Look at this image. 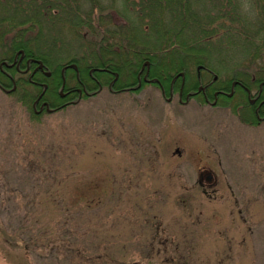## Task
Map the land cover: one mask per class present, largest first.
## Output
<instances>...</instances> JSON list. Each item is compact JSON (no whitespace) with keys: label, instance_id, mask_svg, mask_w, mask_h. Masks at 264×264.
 I'll return each mask as SVG.
<instances>
[{"label":"rangeland","instance_id":"374dc122","mask_svg":"<svg viewBox=\"0 0 264 264\" xmlns=\"http://www.w3.org/2000/svg\"><path fill=\"white\" fill-rule=\"evenodd\" d=\"M235 3L245 30L260 37L259 9L250 0ZM186 9L223 18L211 0H188ZM110 16L113 24L123 22L115 11ZM224 19L230 28H218L221 39H210L213 50L198 46L181 61L167 57L174 47L169 40L163 44L166 55L158 57L154 48L152 58L143 55L130 67L110 54L103 57L113 68L84 66L74 50L86 34L66 29L31 42L33 56L20 47L0 58L3 85L10 89L0 88V264H264V57L249 49L252 61L235 37L228 41L231 34L224 31L243 28ZM179 36L192 42L187 30ZM121 44L126 45L122 38ZM26 59L32 68L22 73L15 67L24 70ZM189 61L203 64L200 75L210 70L227 79L223 90L231 95L233 89V95L218 98L231 109L194 100L181 105L177 95L169 101L145 81L115 94L107 87L136 86L138 76L152 73L175 77L178 86L187 77L184 91L190 92L200 76L196 65L189 75ZM44 67L52 73L49 79ZM244 70L259 82L251 83ZM82 84L88 92L103 88L63 105L67 98L60 95ZM204 167L215 171L216 185H200ZM38 172H72L57 187L58 201L46 205L48 190L34 176ZM124 179H132L133 187L120 191ZM43 192L47 197L40 203ZM66 241L68 250L58 245Z\"/></svg>","mask_w":264,"mask_h":264},{"label":"trees","instance_id":"16d2710c","mask_svg":"<svg viewBox=\"0 0 264 264\" xmlns=\"http://www.w3.org/2000/svg\"><path fill=\"white\" fill-rule=\"evenodd\" d=\"M211 1L212 3L215 2L218 9L220 8L216 16L223 18L217 19L215 15H211L213 14L211 12L209 14L201 13V15L193 14L186 9L188 0H99L98 2L95 0H0V58L13 55L15 50L20 47L24 48L29 56H33L34 52L28 49L31 42H35L40 37H49L53 32L62 34L66 29L67 31L76 32L78 37L82 32L86 34L85 37L81 34L85 42L78 44L79 48L74 50L83 55V58H81L85 59L84 66L100 65L101 63L113 68L114 66L103 57L104 54H110L115 60H119L130 67L133 63L136 64V60L142 58L143 55L149 54L152 58L155 52L154 48L160 50L159 53L155 52L158 57L160 54L166 55L167 51L164 49L163 44L169 40L174 43V47L167 57L172 55L177 61H181L182 58L197 53L193 50L198 46H200L198 48L200 50L203 46L206 51L208 49L213 50L210 46L212 41L210 39L214 38L215 40L217 37L221 39L219 37L221 31L218 32V28L222 30L230 28L228 26L230 22L227 23L224 18H230L232 23H241L243 28L242 31H232L234 28H231V31H224L231 34L227 38L228 41L230 38L235 37L238 43H241V46L247 50V55L252 58V61L255 55H250L249 49H252L250 53L255 51L257 55H261L263 58L264 0H250L251 7L254 10L259 9L257 17H255L258 18L255 25L259 30H256L255 34L261 35L260 37L246 31V22L240 16L235 0ZM111 11H115L123 22L119 25L113 24L114 22L110 21ZM167 19L169 22L166 21ZM171 29L175 31L170 32ZM183 29L190 34L191 43L186 41L189 39L188 34L184 36L185 41H183L182 36H179L180 31ZM45 30H48L47 34H44ZM167 32L170 36H167ZM121 38L126 45L121 44ZM41 41L45 43L44 38H41ZM46 44L47 42L45 46ZM46 50L52 51L53 49L46 48ZM189 62L190 64L193 63L192 61ZM183 65L186 66L187 62H183ZM244 71L250 77L254 73L251 72L252 69L251 71ZM260 71L264 73V69ZM43 77L47 78L44 74ZM98 77L103 79L102 75ZM250 77L248 79L251 83L259 82L260 78ZM3 78L5 76L0 72V83L2 85L5 84ZM29 92L25 93L27 103L32 100L31 96L28 100ZM71 173L63 172L59 177H57L58 172L33 173L34 176L38 177L40 184L45 185L48 190L45 191L48 196L46 205L52 204L62 197L57 187L70 177ZM132 181V179H129L126 182L124 179V184L120 185V191L122 188L127 190L132 188ZM104 184H106V178H104ZM43 190H45L44 187ZM104 192H107V190ZM45 196L44 192L38 195V202L43 203ZM39 241L36 240L38 243ZM44 241L47 242L46 238H44ZM66 242L65 244L58 243V245L68 250L71 241ZM55 246L57 245L55 244ZM79 247L80 245L77 244L75 248ZM75 252H77L76 249Z\"/></svg>","mask_w":264,"mask_h":264},{"label":"flooded vegetation","instance_id":"af4514ba","mask_svg":"<svg viewBox=\"0 0 264 264\" xmlns=\"http://www.w3.org/2000/svg\"><path fill=\"white\" fill-rule=\"evenodd\" d=\"M27 62L29 64H27ZM30 64L32 65L31 60L26 59L24 70L21 68L20 65H19V67H15V68H17L18 71H20L22 73H26V72L30 71L32 68ZM193 65H196V70L198 71L197 76H200V77L196 78V82H195L193 87L188 88V90H190V89L192 90L190 92L185 93V91H184V86L186 85L187 77H185V79L181 80V84H179V86H178L177 82H175V77H172L171 79H169L168 77L160 78L158 75H152V73L149 75L147 74L146 76L143 77V79H141V77L138 76V81H137L136 86L116 85V83H114V82H109V84H107V87H108L109 91H111L112 93L115 94V93H118L121 91H129L133 88L134 89L140 88L142 82L145 81L149 84L154 85V87H156L158 89V91H160L162 97H164L165 99H167L169 101L171 100V98L174 95H177L178 96V103L181 105H187L192 100H194L199 105H203V104L205 105L206 103H210L212 105H216V106L221 107V108H226V109L230 108L231 105L225 106L224 104H226V102L225 101L220 102V100L218 98L219 96L220 97L226 96V98H230L233 95V89H231V91H230V92H232L231 95H229V93H227L226 91L223 90L227 79H225V80L220 79V76H222V75H218V73H213L210 70H206V72H204L202 75H200L199 70H200V68H202L203 64H200L199 61L194 62L190 65H187V67H189V70L191 71V73H189V75L193 73L192 72V68L194 67ZM34 68H35V66H33V70H32L31 75H33ZM41 71L47 78H50L52 76V73H50L49 75H47L45 73V71H46L45 67ZM7 75H8L10 80H13L10 73ZM194 76H195V74H194ZM229 78H231V77H229ZM202 81H204L205 84L201 85ZM222 81H224V82L221 83ZM198 82H200V84L198 85L197 89H194V87L197 85ZM13 84L14 85L12 87V90H15L16 84H15V82ZM119 84H124V83H119ZM242 86L244 87L243 84H241V87ZM0 88L5 92H9V90H10L9 88H6L5 85H0ZM99 88H101V86H99ZM97 91L98 90L94 89L91 92H88V90L85 88V85L82 84V89H68L65 91V95L61 94L60 96L67 98V101L63 102V105H66V104L75 103L78 100H81L83 95H91ZM167 94L169 97L167 96ZM198 95L202 96L201 100L200 99H198V100L194 99V97L198 96ZM183 96H185V99H183ZM210 96H213V99H211ZM260 96L257 95L256 97L260 98ZM73 97H75V98H73ZM251 100H254V99H251ZM201 102H203V103H201ZM40 103H41L40 100H38V101L35 100L33 107H34V109L39 107L40 108L39 111L41 112L43 109V106L41 107ZM50 108L56 109V108H58V105L57 106H50ZM47 110H49V109H47ZM260 112H261V110H260V106H259L256 109V113L258 116L257 117L258 123H259L260 119H262ZM245 123L247 124L248 122H245ZM249 123H252V125L254 124L252 121H250ZM176 151L179 154H181L179 152V149H177ZM201 171L202 170L200 169L198 172H201Z\"/></svg>","mask_w":264,"mask_h":264},{"label":"water","instance_id":"95a60500","mask_svg":"<svg viewBox=\"0 0 264 264\" xmlns=\"http://www.w3.org/2000/svg\"><path fill=\"white\" fill-rule=\"evenodd\" d=\"M39 67H43V63L41 61L39 62ZM45 73L49 75L50 71H45ZM204 180L207 184H209V186H213L217 183V177L214 172H212V170L210 169H204L199 172L198 181L202 184Z\"/></svg>","mask_w":264,"mask_h":264},{"label":"bare ground","instance_id":"6f19581e","mask_svg":"<svg viewBox=\"0 0 264 264\" xmlns=\"http://www.w3.org/2000/svg\"><path fill=\"white\" fill-rule=\"evenodd\" d=\"M243 84V83H242ZM258 95V94H257ZM262 97V96H261Z\"/></svg>","mask_w":264,"mask_h":264}]
</instances>
